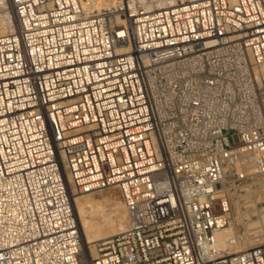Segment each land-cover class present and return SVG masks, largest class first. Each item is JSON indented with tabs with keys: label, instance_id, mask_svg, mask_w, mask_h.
<instances>
[{
	"label": "built area",
	"instance_id": "1",
	"mask_svg": "<svg viewBox=\"0 0 264 264\" xmlns=\"http://www.w3.org/2000/svg\"><path fill=\"white\" fill-rule=\"evenodd\" d=\"M9 2L0 264H86L70 190L110 187L89 264H264V0Z\"/></svg>",
	"mask_w": 264,
	"mask_h": 264
},
{
	"label": "bare ground",
	"instance_id": "2",
	"mask_svg": "<svg viewBox=\"0 0 264 264\" xmlns=\"http://www.w3.org/2000/svg\"><path fill=\"white\" fill-rule=\"evenodd\" d=\"M87 1L89 4L92 5L94 10L99 11L102 9H105L111 5H113L117 0H84ZM7 5V6H6ZM12 17L11 13V6L9 0H0V33H4L9 30L8 25L10 22V19ZM122 17H118V20H121ZM260 182L262 185H264V176L260 178ZM101 189H96L90 192H80L75 191L73 189L70 190V199L73 205V209L76 215V222H77V228H78V234L80 238V245L82 248V251L85 256V263L89 264L90 257H93L95 255V252L90 247L86 245L87 238L90 236L93 224L95 222L102 223L104 226H108L111 223H113V220L111 219V209H108V211L104 213H100L98 210L94 208H90L87 202V194L88 193H97L96 191H100ZM99 195V194H98ZM121 200V199H120ZM116 200V198L111 197H101V198H92V203H103L108 205V208L113 206V210H115V216L117 212V207H122V218H123V225L119 230L124 229L127 226V213L126 209L124 207V204L122 201ZM259 216L257 219L252 220L249 222V228L246 230L251 235H245L243 239L240 242V249H243L245 247L253 246L259 243L264 242V210L261 209V212L258 214ZM245 233V234H246ZM230 233L227 230H222L217 234V241L219 245H223L226 241V239L229 237ZM109 236V235H108ZM88 252H90V255H88Z\"/></svg>",
	"mask_w": 264,
	"mask_h": 264
},
{
	"label": "rangeland",
	"instance_id": "3",
	"mask_svg": "<svg viewBox=\"0 0 264 264\" xmlns=\"http://www.w3.org/2000/svg\"><path fill=\"white\" fill-rule=\"evenodd\" d=\"M96 192L97 193L94 192V194L93 193L87 194L88 205L90 206V208H94V209L98 210L100 213H104V212L108 211V209H111L112 211L110 213L112 214L111 219L113 220V223H111L108 226H104L102 223H98V222H95L93 224L91 234H90V236H88L87 243H86V245L88 247H90L89 249H87L88 251L91 248L94 251L93 245L95 244V242H97L101 238H104L108 235H111V234H114V233L120 231L119 229L123 225V218H122L123 205H122V207H119V206L117 207V212H116V216H115V210L112 209L113 206H111L112 208L111 207L108 208V205L105 204V202H103V203H101V202L92 203L93 197L101 198V197H105V196L108 197L109 196L113 199L116 198V200H120L121 198H120V195L118 193L117 188L110 187V188H106V189H101L100 191H96ZM120 201H122V200H120ZM254 219L255 218H252V220H254ZM88 255H90V252H88Z\"/></svg>",
	"mask_w": 264,
	"mask_h": 264
}]
</instances>
